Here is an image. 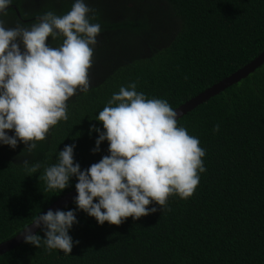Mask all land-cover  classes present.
Returning <instances> with one entry per match:
<instances>
[{
	"label": "trees",
	"instance_id": "obj_1",
	"mask_svg": "<svg viewBox=\"0 0 264 264\" xmlns=\"http://www.w3.org/2000/svg\"><path fill=\"white\" fill-rule=\"evenodd\" d=\"M74 2L59 0L55 7L46 0L36 15H64ZM84 2L102 29L89 69L98 78L87 93L69 98L68 120L30 154L22 142L0 151V244L76 189L75 176L62 191L39 180L66 145L75 144L81 170L109 155L106 140L93 154L99 133L89 130L104 131L95 118L122 86L137 82L147 99L166 100L176 110L264 52V0ZM62 40L47 43L56 47ZM177 125L205 150L206 171L190 198L171 195L164 209L153 202L148 207L155 213L119 226L98 224L75 203L63 210H75L78 221L68 232L70 254L47 249L42 239L39 248L25 243L1 256L0 264H264V65ZM24 160L41 167L29 176Z\"/></svg>",
	"mask_w": 264,
	"mask_h": 264
},
{
	"label": "clouds",
	"instance_id": "obj_2",
	"mask_svg": "<svg viewBox=\"0 0 264 264\" xmlns=\"http://www.w3.org/2000/svg\"><path fill=\"white\" fill-rule=\"evenodd\" d=\"M12 3L0 0V143L15 149L22 142L30 154L52 127L68 120L69 98L77 90L89 91V69L102 29L91 22L95 16L89 14L95 10L84 0H75L64 15L47 11L30 27L17 22L6 28L2 17ZM49 37L63 40L53 47L47 43ZM136 89L137 82L122 86L95 118L104 131L95 125L89 130L99 133L93 154L106 140L109 155L81 170L73 160L75 144L66 145L57 163L39 177L47 189L62 191L75 176L77 208L100 225L119 226L128 217L155 213L157 208L148 206L155 202L164 209L171 195L190 198L199 185V173L206 171L205 150L198 138L177 125L178 113L166 100L147 99ZM13 130L14 135L7 134ZM213 131H219V125ZM23 163L29 176L41 167ZM76 223L75 210H48L25 228L24 242L39 248L43 239L47 249L70 254L73 241L68 232ZM32 228H41L44 238Z\"/></svg>",
	"mask_w": 264,
	"mask_h": 264
},
{
	"label": "water",
	"instance_id": "obj_3",
	"mask_svg": "<svg viewBox=\"0 0 264 264\" xmlns=\"http://www.w3.org/2000/svg\"><path fill=\"white\" fill-rule=\"evenodd\" d=\"M263 65H264V52L260 56H258L254 61H252L250 64L246 65L245 67L238 70L228 78L222 80L218 84L212 86L211 88L207 89L205 92L201 93L197 97L193 98L184 105L180 106L178 109L174 110L178 113L177 122L183 119L189 113L199 108L201 105L219 96L227 89L247 79ZM77 195L78 193L76 189H74L73 191L62 196L60 199L54 202L43 214H46L48 210H52L53 212H55L57 210H64L70 207L71 205L75 204V198L77 197ZM29 227H31V225H29ZM42 227L43 225L41 226V228ZM41 228H32V231L34 234H39L42 231ZM24 230L13 239L0 244V257L16 250L17 248L25 244Z\"/></svg>",
	"mask_w": 264,
	"mask_h": 264
},
{
	"label": "flooded vegetation",
	"instance_id": "obj_4",
	"mask_svg": "<svg viewBox=\"0 0 264 264\" xmlns=\"http://www.w3.org/2000/svg\"><path fill=\"white\" fill-rule=\"evenodd\" d=\"M46 0H13L12 5L7 10V16H3L2 18L6 21L5 27L12 28L15 27L17 22H20L25 27H30L33 23H36L37 17L39 15L41 7L44 6ZM50 4L57 7L59 0H49ZM23 14L33 15L28 18H24ZM101 39V38H99ZM101 43V40H98L97 44ZM21 49L23 50V45L21 44ZM98 78L97 74L89 71V80L90 85L93 83V80ZM14 131V130H13ZM13 131H8L7 134L12 136L14 135ZM6 147L3 143H0V151Z\"/></svg>",
	"mask_w": 264,
	"mask_h": 264
}]
</instances>
